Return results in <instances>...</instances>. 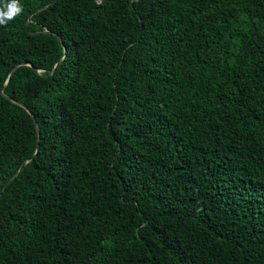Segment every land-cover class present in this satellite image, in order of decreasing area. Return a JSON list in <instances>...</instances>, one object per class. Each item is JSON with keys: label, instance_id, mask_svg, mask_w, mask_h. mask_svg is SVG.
<instances>
[{"label": "trees", "instance_id": "1", "mask_svg": "<svg viewBox=\"0 0 264 264\" xmlns=\"http://www.w3.org/2000/svg\"><path fill=\"white\" fill-rule=\"evenodd\" d=\"M19 3L0 264H264V0Z\"/></svg>", "mask_w": 264, "mask_h": 264}, {"label": "clouds", "instance_id": "2", "mask_svg": "<svg viewBox=\"0 0 264 264\" xmlns=\"http://www.w3.org/2000/svg\"><path fill=\"white\" fill-rule=\"evenodd\" d=\"M22 12V5L19 0H9L4 7H0V25H4L7 21L12 20L16 15Z\"/></svg>", "mask_w": 264, "mask_h": 264}, {"label": "water", "instance_id": "3", "mask_svg": "<svg viewBox=\"0 0 264 264\" xmlns=\"http://www.w3.org/2000/svg\"><path fill=\"white\" fill-rule=\"evenodd\" d=\"M17 104H19V103H17ZM20 106H22V107H24L22 104H19ZM25 108V107H24ZM32 116H33V114H32ZM34 117V116H33ZM35 125H36V127H37V131H38V137H40V130H39V127H38V124H37V122H35ZM22 170V169H21ZM21 170L14 176V177H12L7 183H6V185H5V187L9 184V183H11L17 176H18V174L21 172ZM4 187V188H5ZM0 196H1V194H0Z\"/></svg>", "mask_w": 264, "mask_h": 264}]
</instances>
